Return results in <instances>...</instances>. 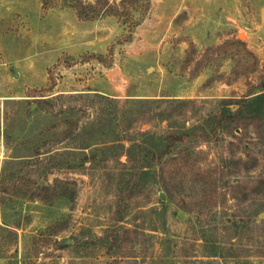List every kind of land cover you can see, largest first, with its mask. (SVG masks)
Segmentation results:
<instances>
[{
  "label": "rangeland",
  "instance_id": "1",
  "mask_svg": "<svg viewBox=\"0 0 264 264\" xmlns=\"http://www.w3.org/2000/svg\"><path fill=\"white\" fill-rule=\"evenodd\" d=\"M46 1L0 0V264H264V0Z\"/></svg>",
  "mask_w": 264,
  "mask_h": 264
},
{
  "label": "trees",
  "instance_id": "2",
  "mask_svg": "<svg viewBox=\"0 0 264 264\" xmlns=\"http://www.w3.org/2000/svg\"><path fill=\"white\" fill-rule=\"evenodd\" d=\"M97 4L100 5L101 10H95V14L98 15L102 11V15L104 16H118L119 12L117 11V8H107V4L104 1L98 0ZM47 6V1L43 0V7ZM76 8V13H77V18L79 20L85 19L86 14L82 11V9L78 6L75 5ZM91 11L93 9L91 8ZM94 12V11H93ZM91 18V17H89ZM241 46L244 47L243 43H239ZM249 55H252L249 53ZM50 91V90H49ZM244 110V104L240 105L238 110L236 111V114L232 117H237L242 114ZM239 114V115H238ZM245 118L248 123L251 122L253 116L252 114H245L243 113ZM231 122L234 121V118H229ZM187 135L186 134H180V135H169L165 138V147L164 149L158 153V158L163 159L164 157H171L175 148H179L178 153L176 154L177 156L173 155V158L170 159V161H177L181 164V166L185 167L186 169L189 168V153L187 150L182 149L186 143ZM222 177H217L212 174V172H201L198 174V176L194 179V182L196 181H202L204 184H207V191H209V195L213 196L216 193L217 190V185L220 183ZM74 185L71 182H62L61 180L54 179V185L50 188H38L40 192L43 195V201L47 204L51 203L52 197L58 196V191L61 188L62 185ZM240 189H246L249 188L247 195L248 196H254V195H260L263 192L264 189V181H259L249 187L241 185L238 186ZM48 193V194H47Z\"/></svg>",
  "mask_w": 264,
  "mask_h": 264
}]
</instances>
